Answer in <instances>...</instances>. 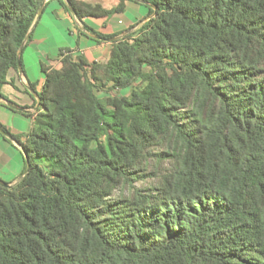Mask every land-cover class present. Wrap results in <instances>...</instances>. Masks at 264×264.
Listing matches in <instances>:
<instances>
[{
  "label": "trees",
  "instance_id": "16d2710c",
  "mask_svg": "<svg viewBox=\"0 0 264 264\" xmlns=\"http://www.w3.org/2000/svg\"><path fill=\"white\" fill-rule=\"evenodd\" d=\"M46 1L0 0V99ZM142 1L157 15L107 62L42 65L30 133L0 123L31 163L0 186V264H264V0ZM68 2L120 36L84 19L124 3Z\"/></svg>",
  "mask_w": 264,
  "mask_h": 264
},
{
  "label": "crops",
  "instance_id": "0c3cea01",
  "mask_svg": "<svg viewBox=\"0 0 264 264\" xmlns=\"http://www.w3.org/2000/svg\"><path fill=\"white\" fill-rule=\"evenodd\" d=\"M79 1H83L92 5H99L106 10L114 9L118 7L121 3H124L125 10L129 8L134 9L136 11L139 10L141 12V16L143 15V18L139 22L132 24L129 26L128 29L119 32L114 27H111L109 29L108 19H110L112 16L102 17L101 19L104 20H101L100 23H97V25H99L98 27L106 28L107 32H105V34L108 35L120 34L121 36L125 33H128L131 31V29H133L149 17L150 9H148L147 14L145 15L143 10V8H149V4L137 0ZM94 19L95 17H87L84 19V23L93 29V27H95L96 25V21L93 22L91 20ZM86 21H88V24L86 23ZM32 34V40L29 43L27 42L22 53V61L25 72H23V74H20L19 71H10L8 79L13 83H9L3 88V94L7 98V100L0 99V123L16 135L28 134L33 128L34 118L25 115V111H27L28 113H33L37 111L35 107L37 106L38 101L32 93L34 91H30L33 90L30 84L35 85L36 92L34 93L38 94L42 92L45 83V75L42 71L43 64L47 66L58 67L60 53L62 50L66 49L72 50L73 56L75 58L83 57L90 63H105L109 60L113 49V42H98L94 38L90 37L87 33L82 31L77 20L74 18L73 15L69 14L67 8L62 4L60 0H47L45 2L42 16L38 21L37 25L35 26ZM28 46L34 47L37 50V53L39 52V56L36 58L35 61L40 73L39 75L36 73H31L29 67L27 68L25 66L24 52ZM8 101H11L15 105L23 108L24 111H18L10 108L7 105ZM5 141L8 143H5ZM7 144H11L18 152L22 151L23 153L21 146L16 143L9 142L5 140L2 136H0L1 160H3L1 154ZM6 159L11 160V158H9L8 156H6ZM17 164L18 165L13 171V174L8 178L10 184L15 183L24 173L25 156L24 160L21 161V163L17 162Z\"/></svg>",
  "mask_w": 264,
  "mask_h": 264
},
{
  "label": "rangeland",
  "instance_id": "374dc122",
  "mask_svg": "<svg viewBox=\"0 0 264 264\" xmlns=\"http://www.w3.org/2000/svg\"><path fill=\"white\" fill-rule=\"evenodd\" d=\"M138 7H140V6H138ZM148 9L149 8H143L144 15L147 14ZM142 16H141V12L139 10L136 11V10L131 9V8L126 9L122 13H115L112 15V17L110 19H108L109 20L108 21L109 29L111 27L112 28L114 27L118 30V32L126 30L129 28L130 25L139 22L143 18ZM101 20L103 21L104 19L95 18L94 20H91L93 22L96 21L95 22L96 25H95V27H93V30L99 34L108 35V34H105V32H107L106 28H101V27H98L99 25H97V23H100ZM86 23L88 24V21H86ZM38 56H39V52L37 53V50L32 46H28L24 52L25 66L27 68L29 67V69L31 70V73H36L39 75L40 73H39V70L37 68V64L35 62L36 58ZM41 76H42V74H41ZM129 93H130V90L126 89V90H123V92L121 94L126 95ZM98 96L100 97V99L103 102H105L106 96H108V94L105 92H99ZM9 102H11V101H9ZM5 143H8V142L5 141ZM8 145H11V144H7L5 146L4 151L1 154L3 160L5 161V164H4V161L0 159V180L2 182H5V183H9L8 178H9V176H11L13 174V171L17 167V165H18L17 162L21 163V161L24 160V156H25L24 151H23V153H22V151L18 152L12 145L11 146H8ZM10 147H12V148H10ZM6 156L11 158V160H7ZM35 160L37 162H39L38 158H35ZM160 165H157V169L160 168V170H158L160 172V175L150 176L146 179H140L136 182V186L139 189L149 191V192H153L150 189L158 188L161 184V179L163 177V173H166V172H168L169 169H171V165L168 162H164L163 164H160ZM147 173H152V172L149 170Z\"/></svg>",
  "mask_w": 264,
  "mask_h": 264
},
{
  "label": "water",
  "instance_id": "95a60500",
  "mask_svg": "<svg viewBox=\"0 0 264 264\" xmlns=\"http://www.w3.org/2000/svg\"><path fill=\"white\" fill-rule=\"evenodd\" d=\"M65 1H66V4H67V6H68L69 11H70L71 14L74 16V18L77 20V22H78V24H79L81 30L84 31L85 33H87L90 37H92V38H94V39H97V40H100V41H111V42H113V41H116V40H119V39L125 37V36L128 35V34H131V33L134 32L137 28H139L142 24H144L145 22H147V21H149L150 19L154 18V17L157 15V11H158L157 8L153 7V8L155 9V12H154L152 15H150L147 19H145L142 23H140L139 25H137L136 27H134L133 29H131L130 32L125 33V34H123V35H121V36H119V37H116V38L112 39V40H107V39H104V38H102L101 36H99V35H97V34H93V33H89V32H87V30H86V28H85L83 22H82L81 19L78 17V15H77L75 9L73 8V6L71 5V3L68 2V0H65ZM137 1H141V2H143L142 0H137ZM143 3H145V2H143ZM44 6H45V4H43L42 7L40 8V10H39V12H38V15H37V18H36V21H35L34 25L32 26V28H31L29 34L27 35L26 39L24 40V42H23V44H22V46H21V48H20V50H19V53H18V69H19L20 74H23V68H22V66H21V61H20L21 56H22V53H23V50H24L25 45L27 44V42H28V40H29V38H30V36H31V34H32V32H33L35 26L37 25L38 21L40 20V18H41V16H42V13H43V10H44ZM30 91H33V90H30ZM32 93H33L34 97H35V98L37 99V101H38V104H37V106L35 107V109L38 110V109L41 107V98L39 97V95H38L37 93H34V92H32ZM7 105H8L10 108H12V109H15V110H18V111H24L23 108H21V107L15 105V104L12 103V102H9V101H8V102H7ZM0 133H1L2 135H4L6 138H8L9 140H11L13 143L18 144V143L14 140V138H13L10 134H8L7 132H5L1 127H0ZM18 145H19V144H18ZM19 146H20V145H19ZM21 147H22V146H21ZM22 149H23V148H22ZM25 158H26V161H27V168H26V170L24 171V173L21 175V177H20L15 183H11V184H9V183H5V182H2V181L0 180V186L5 187V188H13V187L17 186L20 182H22V181L24 180V178L26 177V175L29 173V171H30V169H31V163L29 162V157L27 156L26 153H25Z\"/></svg>",
  "mask_w": 264,
  "mask_h": 264
}]
</instances>
